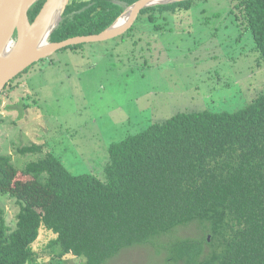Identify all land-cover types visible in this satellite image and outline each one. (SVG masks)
I'll list each match as a JSON object with an SVG mask.
<instances>
[{
	"label": "trees",
	"instance_id": "obj_1",
	"mask_svg": "<svg viewBox=\"0 0 264 264\" xmlns=\"http://www.w3.org/2000/svg\"><path fill=\"white\" fill-rule=\"evenodd\" d=\"M135 1L70 0L50 40L97 34ZM197 1L146 7L137 19L146 15L159 30L157 13L167 20ZM228 1L264 63V0ZM44 2L28 11L30 22ZM43 149L33 143L18 152ZM104 173L73 174L51 152L18 169L0 153V194L19 204L13 228L0 206V264H42L33 246L42 226L55 233L50 251L83 264L145 244L166 252L165 264H264V90L235 110L179 112L127 134L109 144ZM191 225L195 237L176 234Z\"/></svg>",
	"mask_w": 264,
	"mask_h": 264
},
{
	"label": "rangeland",
	"instance_id": "obj_2",
	"mask_svg": "<svg viewBox=\"0 0 264 264\" xmlns=\"http://www.w3.org/2000/svg\"><path fill=\"white\" fill-rule=\"evenodd\" d=\"M229 7L228 0H199L167 20L157 13L159 30L140 15L122 35L35 62L1 95L0 153L23 169L51 152L73 174L104 178L109 144L127 134L179 112L243 107L264 90V63L258 64L251 33ZM33 143L43 152H18ZM0 206L13 228L19 204L0 194ZM196 233L194 225L176 229L179 237ZM54 237L40 228L33 246L42 264H83V257L50 251ZM156 250L126 247L105 264H165L166 252Z\"/></svg>",
	"mask_w": 264,
	"mask_h": 264
},
{
	"label": "water",
	"instance_id": "obj_3",
	"mask_svg": "<svg viewBox=\"0 0 264 264\" xmlns=\"http://www.w3.org/2000/svg\"><path fill=\"white\" fill-rule=\"evenodd\" d=\"M38 0H0V95L5 85L35 62L69 45L107 40L124 34L143 8L185 0H136L97 34L51 41L70 0H45L32 22L28 11Z\"/></svg>",
	"mask_w": 264,
	"mask_h": 264
},
{
	"label": "flooded vegetation",
	"instance_id": "obj_4",
	"mask_svg": "<svg viewBox=\"0 0 264 264\" xmlns=\"http://www.w3.org/2000/svg\"><path fill=\"white\" fill-rule=\"evenodd\" d=\"M116 2H118V1H116ZM120 3V2H119ZM176 14V13H175ZM173 15V14H172Z\"/></svg>",
	"mask_w": 264,
	"mask_h": 264
}]
</instances>
